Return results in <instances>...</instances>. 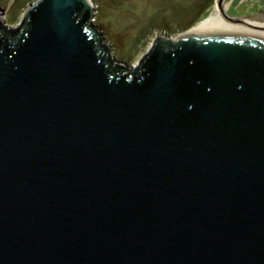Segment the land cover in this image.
Instances as JSON below:
<instances>
[{
	"label": "water",
	"instance_id": "1",
	"mask_svg": "<svg viewBox=\"0 0 264 264\" xmlns=\"http://www.w3.org/2000/svg\"><path fill=\"white\" fill-rule=\"evenodd\" d=\"M91 10L0 17V264H264V40L155 36L131 68Z\"/></svg>",
	"mask_w": 264,
	"mask_h": 264
},
{
	"label": "rangeland",
	"instance_id": "2",
	"mask_svg": "<svg viewBox=\"0 0 264 264\" xmlns=\"http://www.w3.org/2000/svg\"><path fill=\"white\" fill-rule=\"evenodd\" d=\"M29 1L0 0V17L16 26ZM89 22L114 63L133 68L155 36L190 31L218 8L223 20L264 19V0H90ZM199 12V13H198Z\"/></svg>",
	"mask_w": 264,
	"mask_h": 264
},
{
	"label": "bare ground",
	"instance_id": "3",
	"mask_svg": "<svg viewBox=\"0 0 264 264\" xmlns=\"http://www.w3.org/2000/svg\"><path fill=\"white\" fill-rule=\"evenodd\" d=\"M189 32H222L244 36L256 37L264 40V19L244 20L239 23H232L222 19L218 8H214L212 13L200 23L194 26Z\"/></svg>",
	"mask_w": 264,
	"mask_h": 264
},
{
	"label": "trees",
	"instance_id": "4",
	"mask_svg": "<svg viewBox=\"0 0 264 264\" xmlns=\"http://www.w3.org/2000/svg\"><path fill=\"white\" fill-rule=\"evenodd\" d=\"M199 13V12H198ZM98 42H99V44L101 45V47L103 48V50H105V46H103V44H102V42L100 43V41L98 40ZM106 54V56H107V58L109 59V60H111L112 61V59L110 58V55L106 52L105 53Z\"/></svg>",
	"mask_w": 264,
	"mask_h": 264
}]
</instances>
